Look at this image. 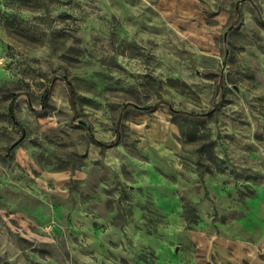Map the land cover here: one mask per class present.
Instances as JSON below:
<instances>
[{
	"label": "rangeland",
	"instance_id": "rangeland-1",
	"mask_svg": "<svg viewBox=\"0 0 264 264\" xmlns=\"http://www.w3.org/2000/svg\"><path fill=\"white\" fill-rule=\"evenodd\" d=\"M0 5V264H264V0Z\"/></svg>",
	"mask_w": 264,
	"mask_h": 264
},
{
	"label": "clouds",
	"instance_id": "clouds-1",
	"mask_svg": "<svg viewBox=\"0 0 264 264\" xmlns=\"http://www.w3.org/2000/svg\"><path fill=\"white\" fill-rule=\"evenodd\" d=\"M0 9H3V5H0ZM19 15H21L25 20H29L33 23H36V21L33 20V17L43 16L44 12L43 11L32 12V11H28V10H22L19 13ZM175 103H176L177 107H185V105H186V101L183 98L176 99ZM186 108L189 111L194 110L196 108V104L195 103L187 104Z\"/></svg>",
	"mask_w": 264,
	"mask_h": 264
},
{
	"label": "water",
	"instance_id": "water-1",
	"mask_svg": "<svg viewBox=\"0 0 264 264\" xmlns=\"http://www.w3.org/2000/svg\"><path fill=\"white\" fill-rule=\"evenodd\" d=\"M24 136V135H23Z\"/></svg>",
	"mask_w": 264,
	"mask_h": 264
}]
</instances>
